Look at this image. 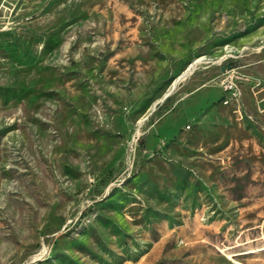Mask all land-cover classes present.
<instances>
[{"label":"rangeland","instance_id":"rangeland-1","mask_svg":"<svg viewBox=\"0 0 264 264\" xmlns=\"http://www.w3.org/2000/svg\"><path fill=\"white\" fill-rule=\"evenodd\" d=\"M0 264H264V0H0Z\"/></svg>","mask_w":264,"mask_h":264},{"label":"crops","instance_id":"crops-1","mask_svg":"<svg viewBox=\"0 0 264 264\" xmlns=\"http://www.w3.org/2000/svg\"><path fill=\"white\" fill-rule=\"evenodd\" d=\"M203 88H204L203 86H198V87L191 86V89L188 90V92L186 93V95L187 96H190V98H191L196 92H198V90H202ZM212 94L213 93L210 91V93H208V95L205 98V100L202 101L198 106H189L188 103H187V105L185 106V109H184L183 113L184 114H187L188 113L190 115H193L198 107H200V106L202 107V106L207 105L209 103V100H210V97H211ZM168 130L169 129H166L165 131L166 132H169L171 134L176 133V131L174 132V131H168ZM170 130H173V129H170Z\"/></svg>","mask_w":264,"mask_h":264},{"label":"built area","instance_id":"built-area-1","mask_svg":"<svg viewBox=\"0 0 264 264\" xmlns=\"http://www.w3.org/2000/svg\"><path fill=\"white\" fill-rule=\"evenodd\" d=\"M190 126V124H188V127Z\"/></svg>","mask_w":264,"mask_h":264}]
</instances>
